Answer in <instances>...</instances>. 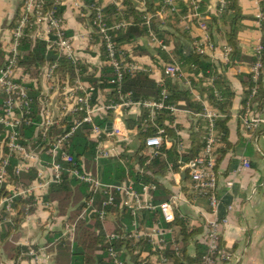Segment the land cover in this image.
I'll return each mask as SVG.
<instances>
[{
	"label": "built area",
	"instance_id": "2783aa9c",
	"mask_svg": "<svg viewBox=\"0 0 264 264\" xmlns=\"http://www.w3.org/2000/svg\"><path fill=\"white\" fill-rule=\"evenodd\" d=\"M68 1L70 0H54L52 7L48 8V0H23L17 25L11 32V42L6 50L5 64L0 69V189L5 188L9 194L4 196L0 191V228L5 223L11 222L15 198H29L34 195L35 191V187L32 185L27 187L15 185L10 173L15 160L17 163L13 167L14 176H20L36 169L37 179L42 182L44 187L49 188L51 184H60L63 176L68 174L70 177L89 184L96 190L106 194L108 199L103 203L104 207L116 206L114 195H119L120 205L130 210L135 227L139 226L138 216L143 211L155 212L158 210L162 216V222L173 223L176 220V210L179 204L188 203L185 196L177 194L171 197L169 201L155 204L154 193L158 190L156 184H145L141 188H136L130 179L118 185L106 184L99 175L92 172L86 173L77 168V163L68 152V144L71 138L85 124H89L91 127L89 137L96 144L95 165L98 166L102 160L121 158L122 145L134 137L133 132L126 129L122 122L113 120L110 122L112 126L109 131L108 124L101 126L96 123V120L109 113L131 106L143 107L149 111L148 117L144 119L140 129L143 132H147L149 128L156 130L155 135L147 138L145 142L146 147L153 150L149 155L150 157L159 153L165 142L164 137L166 134L165 129L161 128L156 121V112L165 108L163 99L137 103L133 102L128 94L121 97V103H115L113 100L108 104L95 101L97 90L95 87L83 82L79 67L82 62L77 57L73 37L67 34L63 17L57 12V7L64 6ZM137 2L141 8L146 10L144 1ZM165 4L171 12L176 9L174 0H165ZM225 4V0L220 3L222 8ZM74 6L81 9L83 4L77 0L74 1ZM91 10L94 14L91 24L92 33L100 36V44L106 50L107 60L105 63L116 74V78L111 83H120L123 74L126 72L133 74L137 71H144L145 69L136 62L126 61L124 50L117 48L111 34V31L125 27L126 23L122 22L109 26L102 15L101 7L94 4L91 5ZM193 16L198 17V28L207 31L206 17L197 13ZM152 18L153 15L148 13L145 18L148 27ZM259 20H264L262 13L259 15ZM150 34L152 41L158 42L151 32ZM24 39L34 43L45 41L49 49L57 53L56 60L54 62L49 61L45 66L44 77L49 94L43 99L36 97L38 88L34 85V79L20 63L23 55L20 45ZM159 45L165 50L167 49L162 42H159ZM195 48L198 53L206 55L209 49H214V46L210 41H196ZM231 53L232 48L227 46L225 56L230 57ZM253 58L255 60L250 65L253 87L240 115V120L243 130L249 137V142L257 146L261 135L264 136V45L262 42L254 47ZM63 60L71 64L73 76L68 75L65 77L64 73L62 74V69H64ZM165 74L179 80L187 78V74L176 60H173V64L165 68ZM163 96H165V91H163ZM55 99L59 100V108L54 104ZM36 101L39 102L41 108L43 107L38 112V119H35ZM166 108L172 114L179 110L177 106H167ZM57 109L58 113L56 112ZM197 117L204 122V146L199 155L181 168L190 177V190L194 194L193 203H196L199 199H207L212 208V213L204 216L206 219L204 220L206 232L202 242L206 246V251L200 264L231 262L235 258L234 254L221 245V232L226 220L220 217L222 202L217 195L218 149L223 144L217 129V121L223 115L208 104H204ZM31 125L35 126L33 133L35 141L27 142L23 137L22 128ZM54 130L59 134H53ZM37 140H40L43 144L47 142L45 147L40 148V145L34 144ZM43 152H45V156L41 155ZM120 160L123 162V159ZM64 164H71L72 167H66ZM242 166L250 168L251 162L245 159ZM240 170L241 168H238L235 174ZM174 175L177 180L181 178L180 172ZM233 185L231 180L228 182L227 187L232 188ZM256 192L257 189L253 188L251 195H255ZM93 207L94 201L92 199L87 201L86 208L79 215L78 220H84L86 214H89ZM98 215L102 220L107 218L106 211H101ZM160 225H162L161 222H156L153 229H148V233L144 232V234H138V236H148L152 244V252L157 255L159 264H169V259L161 251L168 245L166 235L171 231L162 229ZM61 226L68 240L73 242L76 224L66 222L62 225L60 222ZM117 239H119V236L116 233L106 234L107 253L114 264H125L121 252L115 250L113 246ZM27 255L31 257V264L44 263L43 249L36 250L32 248L28 250Z\"/></svg>",
	"mask_w": 264,
	"mask_h": 264
},
{
	"label": "trees",
	"instance_id": "16d2710c",
	"mask_svg": "<svg viewBox=\"0 0 264 264\" xmlns=\"http://www.w3.org/2000/svg\"><path fill=\"white\" fill-rule=\"evenodd\" d=\"M53 1L48 0V8L52 7ZM102 1L99 0L96 4L92 0H87V4H99L98 6L101 7L100 4ZM136 1H144L148 9L146 11L139 10ZM225 1L226 4L223 8L221 5L218 6L217 14L208 12L210 0H174V6L176 7L174 12L168 9L169 7L165 4V0H115L116 3L121 4L120 7L116 3L109 4L104 8L101 7L102 15L109 26H114L122 22L126 23L125 27L111 31L117 48L123 49L126 45H132L133 51L137 55H149L152 61L163 69V72L167 66L173 64V60H176L182 66L185 73L191 76L190 78L195 85L199 86V92L202 95H206L211 105L225 114L224 118H220L217 121V129L224 144L218 149V153L222 158L232 147L230 140L231 130L228 123L231 119L235 93L224 76L217 71V63L212 62L209 56L196 51L195 42L199 38L192 36L191 26L188 28H179V25L183 20H189L187 17L193 16L195 13L203 17L208 16L209 18L205 22L209 35L212 37L214 29L217 31L225 30L228 37V46L232 48V53L230 54L232 59L240 52L238 35L241 31L240 23L245 17L242 15L239 0ZM261 7L264 15V0L261 2ZM162 10L166 13L168 11L171 13L168 18L159 20L156 15ZM64 11V7H57L59 15L62 16ZM148 13L154 16L149 27L145 19ZM89 17L90 20L93 19V11ZM197 20L198 17L193 16L189 20V23L197 24ZM151 31L156 37L164 39L166 45H173L172 51L168 52L162 50L161 47L151 48L147 46V39ZM98 40L101 42L100 36H98ZM141 41L144 43L141 44ZM20 46L23 52L20 63L25 68L27 67V71L38 69L45 62H54L57 58L56 52L47 49L48 45L45 41H37L34 43L24 39L21 41ZM47 50L50 54L46 61ZM101 51L103 53L102 59L106 62V50L103 46ZM124 52L127 62H135L132 56L125 50ZM254 60L253 58L252 63ZM62 63L65 69L72 72L71 64L68 61L63 60ZM144 69V71H137L133 74L128 72L124 73L122 81L118 84L111 83L116 78V74L108 65H105L100 72L97 69H92L89 65H83L80 67V73L84 80H88L97 87L96 90L110 88L112 90L110 94L115 103H121V97H125L128 94L131 100L137 103L160 101L163 99L165 108L156 112V121L161 128L165 129L167 135L177 139V135H175L176 128L173 129L169 124H165L166 121L172 122L173 120L172 113L166 107L177 106L180 102H184L186 105L183 107L191 109L195 113L200 112L201 107L194 100L190 91L179 88L174 78L164 74L163 84H161L151 77L150 67H144ZM208 80H212V84L203 87L204 83ZM243 84L245 87V96L242 105L245 106L253 87L252 75L250 73L243 76ZM163 91H165V96H163ZM96 96L97 91L95 92ZM38 112H40V104L36 101L35 119H38ZM148 114L149 111L144 109L142 118L146 119ZM112 115L113 113H109L107 118L102 116V118L100 117L96 120V123L101 126H106L111 121ZM129 124L128 127L132 128L134 126L133 122H129ZM34 127L31 125L22 128L23 137L27 142L35 141L33 138ZM90 131V125L85 124L71 138L68 144V152L77 163V168L86 173L92 172L93 174L99 175L106 184L118 185L130 179L136 188H141L143 185L149 183L156 184L155 177L165 175L168 172L169 165H172L173 169L178 171L181 166L199 155L204 146L199 133L192 137L191 148L185 154L179 153L176 145L170 149H166L164 146L160 148V153L156 156H151L152 158L150 156L145 158L138 151L139 153L137 152L133 156L126 154L119 159L102 160L96 166L94 161L96 144L89 137ZM155 132L156 130L154 128H149L146 133L141 131V149L144 147L147 138L154 136ZM53 134L59 133L54 130ZM46 143L43 144L40 140H37L34 144L40 145V148H43ZM163 154L166 157L165 159L162 158ZM41 155L45 156V152ZM124 158H128L127 164L121 163L120 159ZM135 162L139 165V168H136ZM16 163V160L15 162L13 161V166L10 169L11 177L15 181V185H23L24 187L31 185L33 180L36 179V170L32 169L28 173L14 176L13 167ZM65 166L72 167L71 164ZM157 187L158 190L154 193V203L160 204L167 201L172 193L161 185ZM0 191L4 196L9 195L5 188H1ZM114 197L116 206L104 207L103 203L108 199L106 194L96 190L89 184L82 183L70 177L68 174L63 176L60 184H51L48 194L43 197V200L50 203L52 212L57 211L59 215L57 214L56 219L62 225L66 222L76 224L73 242H70L67 237H62L55 229H51L52 231L48 233V242L52 244L48 248V251L56 249L58 256L57 264H114L107 253L108 247L105 243V236L108 232L116 233L119 236V239L113 243V246L115 250L121 252L125 264H155L150 259L152 251L151 243L148 240H136L132 236L134 232V225L132 224L134 218L129 209L120 205L119 195L116 194ZM91 199L94 201V207L89 214H86L87 216L84 220H78L79 215L86 208V202ZM34 204V196L29 198H15L13 205L14 214L11 216V222L5 223L2 227L0 234L1 241L4 243L9 242L12 237V241L16 243L19 237L15 235L14 231L21 227L29 212H35L36 208L33 206ZM74 206L76 207L74 208ZM101 211L107 212V218L105 220L100 219L98 215ZM111 214H116V217L119 218L118 221L113 222L109 218ZM138 217V221H141L139 223L141 227H143V224H147L149 227L154 226L156 221L164 224L158 210L155 212L143 211ZM61 218L64 219L62 220ZM166 225L168 227L177 226L180 228L179 232H174L166 236L168 245L161 251L169 259V264H200L206 251L205 244L197 240V236L201 233L200 228L188 227L187 223L180 218ZM61 229H63L62 226ZM55 238H57L56 243L54 242ZM191 246L195 248L194 255L190 254ZM10 248V258L14 261V264H25V261L26 264H31V259L27 256L26 248L17 246L16 244H11ZM145 253L147 256H144ZM126 258L129 260H126Z\"/></svg>",
	"mask_w": 264,
	"mask_h": 264
},
{
	"label": "crops",
	"instance_id": "0c3cea01",
	"mask_svg": "<svg viewBox=\"0 0 264 264\" xmlns=\"http://www.w3.org/2000/svg\"><path fill=\"white\" fill-rule=\"evenodd\" d=\"M74 1L70 0L67 4L62 6L65 8L62 17L66 32L70 37H73L77 57L82 62L79 67L89 65L92 69H97L100 72L106 64L102 59V45L98 40V36L93 34L91 29L92 19L90 20L89 16L92 13L91 5L93 4H87V0H78V2L83 4L80 9L74 6ZM93 1L96 4L99 2V0H92V2ZM221 1L222 0H210L208 12L217 14L218 6ZM262 1L263 0H239L241 12L245 18L240 23L241 31L238 35V46L240 47V52L232 59L231 57L225 56V48L228 46V37L225 30L222 29L217 31L214 29L211 37L208 30L203 31L198 28L197 24L189 23V20L193 16H188L187 18L189 20H183L179 25V28H188L191 26V32L194 38H199L198 41L202 42L210 41L213 44L214 49H209L206 55L209 56L212 62L217 63V71L224 76L226 81L229 83V86L235 93L233 107L231 110V119L228 123L231 130L230 140L232 147L223 158L219 155L216 167L218 175L217 195L222 202L220 217L226 220V223L222 227L221 245L230 250L234 254L235 258L231 262H220L219 264H264V136L261 135V139L257 146L249 142V137L243 130L240 120V115L242 114L244 108L242 102L245 96L243 76L250 73V65L253 59V49L258 43H263L264 38V20H259V15L262 13ZM112 3L115 4V0H103L100 6L104 8ZM22 4L23 0H0V69L5 64L7 57L6 50L11 42V32L17 25ZM116 4L118 7L121 6L120 3ZM136 5L139 10L146 11L148 9L147 6L146 10L141 8L137 1ZM170 13L171 12L169 11L166 13L162 10L157 13L156 17L159 18V20H164L170 16ZM208 18L209 17L206 16V19ZM151 33L154 35V38L158 40V42H153L150 34L147 39V46L151 48L161 47L162 50H165L161 45H159V42H162L163 46L167 47L165 51H172L174 47L173 45H166L164 43V39L156 37L152 31ZM207 37L209 39H206ZM143 43L144 42L141 41V44ZM47 49L50 50L49 47H47ZM123 49L130 56H132L134 61L141 67H150L151 77L156 82L160 83L163 81L165 71L163 72V69L155 64L149 55H137L133 51L132 45H126ZM48 50L46 56L47 58H45L46 61L50 54ZM48 62H45V64L40 66L38 69H31L32 71H27V67L25 68V66H23L24 69L31 74L32 79H34V85L38 88L36 97L40 99H43L49 94L46 87L47 82L44 77V71L46 69L45 66ZM63 73L65 77L68 75H74L73 69L72 72H69L64 68L62 69V74ZM186 76L187 78L184 80L175 79L179 88L190 91L194 100L200 105L201 109L204 104H208L218 110L211 105L206 95H202L199 92V86L195 85L190 78L191 76L189 74ZM81 78L85 84L93 86L97 89L94 84H91L88 80H84L83 77ZM210 84H212V80L205 82L203 87L210 86ZM111 92L112 90L110 88H105L103 90L98 89L95 101L97 100L99 103L108 104L111 100H113L110 94ZM54 104L58 106V108L60 107L59 100L55 99ZM185 105L186 104L184 102H180V104L177 105L179 110L175 114H171L173 118L172 122H165V124H169L171 128H176L175 135H177V139L170 137L166 133L164 137L165 142L162 146H165L166 149H170L176 145L178 152L181 154H185L190 150L192 137L195 135L200 133V137L203 141L204 122L201 118L197 117V114L201 111L195 113L193 110L183 107ZM42 108L40 107L41 110ZM144 109L145 108L139 106H131L130 108H122L113 112L111 121L122 122L126 129L132 131L134 134V137L129 142L122 145L121 156L126 154L128 156H133L139 151L141 153L140 155L147 158L153 151L152 149L147 148L145 143L144 147L141 149L142 141L140 139V127L144 122V118H142ZM56 112L58 113V109ZM219 112L223 115L222 118H224L225 114L221 111ZM104 117L107 118V115ZM110 122H108V125ZM129 122L134 123L132 128L128 127L130 125ZM223 145L224 144H222V146ZM162 158H166L164 154L162 155ZM245 159L251 162L250 168H244L242 166L243 160ZM122 161V164H127L128 158H124ZM134 164H136V168H139V165L136 162ZM181 167L178 171H176L173 169L172 165H169L168 172L165 175L155 177V183L157 186L161 185L172 193L167 201L177 194L185 196L188 203L179 204L176 210V220L177 218H180L187 223L188 227L200 228L201 233L197 236V240L202 242L206 232L204 224V220L206 219L204 216L211 214L212 208L207 199H199L196 203H193L194 194L190 190V177L184 170H182ZM238 168H241V170L235 174V171ZM179 172L181 173V178L177 180L174 174ZM231 180L234 185L232 188H228L227 184ZM31 185L35 187L33 195L35 198V204L33 206L36 210L33 213L29 212L26 215L21 227L14 231L15 235L19 237L16 243L12 241V237L9 242L4 243L0 240V264H14V261L10 258V252L8 251L11 244L22 246L27 249V252L32 249V247L36 248V250L43 249V264L58 263L56 249L48 251V248L52 245L48 242V233L49 231L55 229V231L57 230L56 232H59L62 237L67 236L65 231L61 229L60 226H56L57 211L55 210L52 212L50 203L43 200V197L48 194L49 188L44 187L42 182L37 179V176ZM253 188L257 189L255 195H251V190ZM109 218L113 222H116L119 219L116 217V214L110 215ZM139 223H141L140 220ZM132 224L134 225V223ZM166 224L167 223L164 222V224L160 226L162 229L171 231L167 235L179 232V227H168ZM142 226L143 227L134 226L132 236L139 241H149L148 236H138V234H144V232L149 231L148 229H153L155 225L149 227L147 224H143ZM1 230L2 228H0V234ZM110 233L111 232H108V234ZM56 239L57 238H55L54 241L55 243L57 242ZM202 244L204 243L202 242ZM37 246L39 247L37 248ZM190 254H195V248L193 246L190 247ZM144 256H147L146 253ZM29 258L31 259V257ZM150 259L153 260L155 264H159L157 255L152 251ZM126 260L129 259L126 258Z\"/></svg>",
	"mask_w": 264,
	"mask_h": 264
},
{
	"label": "rangeland",
	"instance_id": "374dc122",
	"mask_svg": "<svg viewBox=\"0 0 264 264\" xmlns=\"http://www.w3.org/2000/svg\"><path fill=\"white\" fill-rule=\"evenodd\" d=\"M75 205H77V204H75ZM76 206H74V208H75ZM14 214V213H13ZM56 226L58 225V226H60V222L56 219ZM52 228H53V225H52ZM56 228V227H55ZM32 248H34V247H32ZM10 247L8 248V251L10 252ZM34 249H36V248H34ZM39 250V249H38ZM10 254H11V252H10Z\"/></svg>",
	"mask_w": 264,
	"mask_h": 264
},
{
	"label": "water",
	"instance_id": "95a60500",
	"mask_svg": "<svg viewBox=\"0 0 264 264\" xmlns=\"http://www.w3.org/2000/svg\"><path fill=\"white\" fill-rule=\"evenodd\" d=\"M111 126H112V124H109V125H108V129H109V131H110V129H111Z\"/></svg>",
	"mask_w": 264,
	"mask_h": 264
}]
</instances>
